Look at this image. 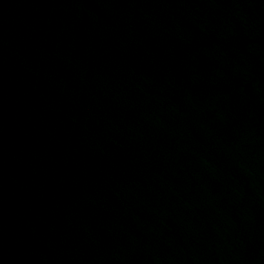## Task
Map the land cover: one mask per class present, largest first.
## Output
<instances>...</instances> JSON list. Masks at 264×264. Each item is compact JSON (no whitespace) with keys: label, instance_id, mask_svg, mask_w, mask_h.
<instances>
[{"label":"water","instance_id":"water-1","mask_svg":"<svg viewBox=\"0 0 264 264\" xmlns=\"http://www.w3.org/2000/svg\"><path fill=\"white\" fill-rule=\"evenodd\" d=\"M0 264H264V0H0Z\"/></svg>","mask_w":264,"mask_h":264}]
</instances>
